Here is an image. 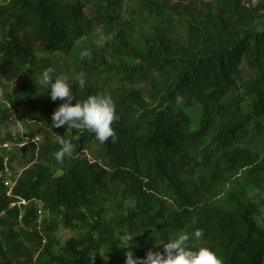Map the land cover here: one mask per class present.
<instances>
[{
	"label": "trees",
	"instance_id": "obj_1",
	"mask_svg": "<svg viewBox=\"0 0 264 264\" xmlns=\"http://www.w3.org/2000/svg\"><path fill=\"white\" fill-rule=\"evenodd\" d=\"M242 2L0 0V82L19 80L5 96L12 113L0 109V122L15 115L41 126L32 133L38 146L14 147L29 153V167L12 197L0 180V264H126L128 253L143 260L163 252L178 233L222 264H264V203L251 198L264 192V22L254 24ZM95 27L111 37L81 60ZM56 54L72 67L53 78L69 83L73 104L96 94L113 99L115 141L50 128L63 102H53L39 78ZM243 69L251 75L235 96ZM192 103L202 109L194 129L185 111ZM56 134L76 146L62 163ZM16 198L30 203L11 207ZM35 201L49 213L40 230ZM65 229L80 234L61 242ZM132 236L139 241L126 244Z\"/></svg>",
	"mask_w": 264,
	"mask_h": 264
},
{
	"label": "clouds",
	"instance_id": "obj_2",
	"mask_svg": "<svg viewBox=\"0 0 264 264\" xmlns=\"http://www.w3.org/2000/svg\"><path fill=\"white\" fill-rule=\"evenodd\" d=\"M91 53L83 50L80 53L81 60L90 58ZM54 69L52 67L43 71L39 78V85L49 89L50 99L63 103L53 112L51 116L52 128H60L67 125L68 129L87 130L95 135V139L103 144L110 138L115 141L116 133L112 127L117 119L115 103L113 99L105 94L89 96L86 100L73 104L75 98L73 89L63 77L53 78ZM77 82L81 89L86 85L85 74L77 76ZM57 142L60 148L55 153V159L62 163L65 157L71 158L76 146L71 140L57 135ZM196 241H201L204 237L202 229H196L192 234ZM187 234H180L175 239L163 243V252L148 251L143 260L133 259L132 253L127 254L126 264H222V260L208 247L200 246L193 250L188 241Z\"/></svg>",
	"mask_w": 264,
	"mask_h": 264
},
{
	"label": "rangeland",
	"instance_id": "obj_3",
	"mask_svg": "<svg viewBox=\"0 0 264 264\" xmlns=\"http://www.w3.org/2000/svg\"><path fill=\"white\" fill-rule=\"evenodd\" d=\"M195 0H168V2L172 5H174L175 3H184L185 5H189L191 2H194ZM209 1V0H206ZM242 5L244 7H246L248 10L251 11V13L253 14V21L254 24L259 25L260 23L264 22V4H263V0H243ZM146 29H149V26H146ZM181 31V30H180ZM111 37V34L109 32L108 29L106 28H94L92 33L89 35V37L87 38V40L85 41L84 44V48L86 47V50H96L99 52V49L103 48L105 45V43L107 41H109ZM104 56H106L105 58L108 59V61H114L117 62L116 60H114V57H112V54H107L104 53ZM44 68V70H46L47 68H45V66H42ZM52 67L53 69L58 68L55 70L54 74H56V72L59 73V75L65 73L66 71H72V67H67L64 66V59L62 58V55L60 54H56L53 58H52V65L49 66ZM69 69V70H68ZM43 70V71H44ZM251 75V72L248 69H243V73L241 74V78L242 80L239 81V83L237 84V88L236 90L233 91V94L236 96L240 93L241 91V87L242 84H244V82L248 81V76ZM19 84V80H15L12 83H3L2 81L0 82V98L5 100V96L6 94L10 93V92H14ZM238 89V90H237ZM185 111L186 113L189 115L191 121H192V128H196V126L198 125L201 115H202V109L199 105L196 104H191L187 107H185ZM22 132L25 134V136L27 137H33L32 133L34 131H36L38 128H40L41 126H38L37 124L31 122L29 125L24 123V125H22ZM64 133L65 134H70L72 129L69 130L68 126H62ZM41 129V128H40ZM15 132L18 133L19 132V128L14 125L13 123H8L6 120H2L0 122V138H4L6 135H8L9 132ZM38 139V145L40 143L41 137L37 136ZM16 145L13 142H10V151H5V153L8 155V157L10 156H14V163L12 164V169L8 170V172L12 175L13 177V173L16 174V176H19L22 172V169H24L25 167H29L28 165H25V161L26 159L29 157V153L23 152V153H17V150H14V147ZM27 147V146H25ZM19 149V148H17ZM19 152V151H18ZM22 152V151H21ZM88 159H91V157H88ZM13 172V173H12ZM60 173L58 172L57 175H59ZM252 200L255 203H264V192H259L256 193L254 195H252ZM261 219H264V206L261 208ZM258 225L261 227L262 226V222L261 220L258 222ZM80 233H75L74 231L72 232H68L67 229L63 230V232H61V242H64L65 240H67L68 238L71 237H75L77 235H79ZM180 234H184V233H178V234H172L169 237V240L175 239L178 235ZM60 235V233H59ZM126 244H135L139 241V238L136 236H132V237H126L125 239ZM98 256H102V253H97Z\"/></svg>",
	"mask_w": 264,
	"mask_h": 264
},
{
	"label": "built area",
	"instance_id": "obj_4",
	"mask_svg": "<svg viewBox=\"0 0 264 264\" xmlns=\"http://www.w3.org/2000/svg\"><path fill=\"white\" fill-rule=\"evenodd\" d=\"M1 96V95H0ZM6 108V110L11 114L12 113V109L10 104L6 101L0 98V109ZM13 115V114H12ZM11 120H7V122L13 123L14 125H16L19 128V132L15 133V132H9L8 134L11 135V137L13 138V140H16L17 138L21 139V142L19 144H15L18 147H22L24 145H35L38 146V139L37 137H27L25 136V134L22 132V126L21 123L19 122L18 118L13 115L11 117ZM2 139V138H1ZM10 142L9 141H4L2 143H0V157L3 158V164H4V171L0 172V180H2L3 184L5 187H7V192H6V196L8 197H12V189L13 187L16 185V181L18 179L19 176H13L8 172V161H9V157L8 155L5 153V151H10ZM17 200L11 204V207L14 206H27L29 205L30 202L28 201H24L21 198H16ZM34 211H35V216H34V224H35V228L37 230H40L42 224L44 223V221H46V219L49 217V213L48 211H46L43 207V204L40 201H35L34 203ZM21 218V216H19V219Z\"/></svg>",
	"mask_w": 264,
	"mask_h": 264
}]
</instances>
